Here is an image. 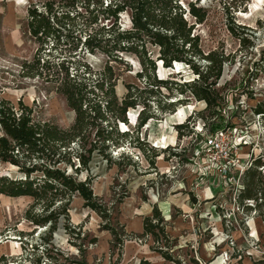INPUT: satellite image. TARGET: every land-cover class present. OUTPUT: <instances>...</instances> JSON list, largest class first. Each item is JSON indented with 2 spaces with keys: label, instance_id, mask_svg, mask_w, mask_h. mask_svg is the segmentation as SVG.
Masks as SVG:
<instances>
[{
  "label": "rangeland",
  "instance_id": "obj_1",
  "mask_svg": "<svg viewBox=\"0 0 264 264\" xmlns=\"http://www.w3.org/2000/svg\"><path fill=\"white\" fill-rule=\"evenodd\" d=\"M42 1L0 0V99L14 104L21 100L32 108L34 119L68 127L74 112L64 97L52 83L24 76L21 70L38 47L27 29V7ZM189 1L207 11L193 29L201 50L229 58L214 85L218 107L205 108L186 90L185 82L194 76L186 64L165 67L157 60L155 76L180 84L155 92L150 110L158 116L140 128L136 117L142 106L129 109L128 123L118 127L129 136L109 150L119 165L96 152L89 163L92 191L103 216L74 196L68 219L59 218L47 244L42 227L24 217L32 198L0 193V264H264V117L254 111L258 103L264 104V0H245L233 9L230 0H180L184 6ZM120 23L130 25L127 13ZM147 49L156 58L157 47L148 43ZM121 57L122 62L111 61L119 97L126 84L143 89L152 79L149 72L137 76L142 66L135 54ZM84 60L98 70L106 56L86 53ZM196 63L203 68L207 62ZM170 101L174 105H165ZM255 158L262 164L251 171L248 182L260 198L247 208L238 194L247 178L245 169ZM0 175L21 177L15 166L2 161ZM85 176V171L78 174ZM153 205L161 212L168 237L158 242L142 234L143 218L152 214Z\"/></svg>",
  "mask_w": 264,
  "mask_h": 264
},
{
  "label": "trees",
  "instance_id": "obj_2",
  "mask_svg": "<svg viewBox=\"0 0 264 264\" xmlns=\"http://www.w3.org/2000/svg\"><path fill=\"white\" fill-rule=\"evenodd\" d=\"M238 2L230 0L229 4L233 9L246 1ZM122 13L129 17L128 27L120 23ZM206 15L203 7L192 1L184 6L180 0H44L27 7V29L38 47L32 59L22 63V74L52 83L74 112V119L68 127L37 120L32 108L21 100L14 104L1 98L0 161L15 166L21 177L0 175V193L32 198L24 217L43 228L41 237L45 243H51L59 218L68 219L69 204L74 196L103 216L92 191L89 163L96 152L109 164L119 165L120 162L111 158L109 150L120 147L129 136L128 130L118 128L121 123H128L129 109L142 106L136 117L137 128H140L147 119L158 116L150 110L155 92L159 93L162 87L172 88L173 83L180 84L155 76L157 60L165 67H172L174 62L186 64L194 75L185 82L186 90L196 100H202L205 108L218 107L214 85L223 62L229 58L222 52L201 50L199 34L193 29ZM188 16L195 22H190ZM148 43L157 47L156 58L148 53ZM45 48H49L48 51ZM56 49L60 52L54 55ZM65 50L68 54H63ZM95 52L106 56L104 66L98 70L84 60L86 53ZM122 53L135 54L142 66L137 76L145 77L149 72L152 79L143 89L126 84L125 93L119 97L111 61L122 62ZM196 60L207 63L200 68ZM142 93L147 95L144 97ZM174 103L170 101L165 105ZM158 106L161 111L165 108L161 102ZM254 111L264 117V104L258 103ZM138 144L142 146L141 142ZM261 164L255 158L245 169L247 178L239 189L238 201L247 208L257 205L260 198L248 179L251 171ZM82 171L86 172L84 179L78 177ZM251 201L253 204L249 203ZM108 229L115 234L113 229ZM142 234L150 235L155 242L160 237L168 238L156 205L152 206V214L143 218ZM157 249L164 258L171 259L167 250ZM2 259L6 258L2 256Z\"/></svg>",
  "mask_w": 264,
  "mask_h": 264
},
{
  "label": "bare ground",
  "instance_id": "obj_3",
  "mask_svg": "<svg viewBox=\"0 0 264 264\" xmlns=\"http://www.w3.org/2000/svg\"><path fill=\"white\" fill-rule=\"evenodd\" d=\"M17 2H21V3H23L24 2V0H17ZM252 9V8H251ZM242 12V11H241ZM245 12V11H244ZM247 12V11H246ZM178 62H175V64H177Z\"/></svg>",
  "mask_w": 264,
  "mask_h": 264
},
{
  "label": "built area",
  "instance_id": "obj_4",
  "mask_svg": "<svg viewBox=\"0 0 264 264\" xmlns=\"http://www.w3.org/2000/svg\"><path fill=\"white\" fill-rule=\"evenodd\" d=\"M218 132L221 133L220 131H218ZM218 132H217V133H218ZM217 133H216V134H217ZM216 134H213V135H216ZM213 135H211V137L208 138V141L211 140V138H212ZM220 135H221V134H220Z\"/></svg>",
  "mask_w": 264,
  "mask_h": 264
},
{
  "label": "water",
  "instance_id": "obj_5",
  "mask_svg": "<svg viewBox=\"0 0 264 264\" xmlns=\"http://www.w3.org/2000/svg\"><path fill=\"white\" fill-rule=\"evenodd\" d=\"M173 66H174V64H173ZM41 230H43V228H41Z\"/></svg>",
  "mask_w": 264,
  "mask_h": 264
}]
</instances>
